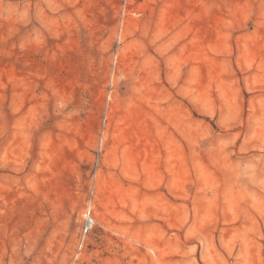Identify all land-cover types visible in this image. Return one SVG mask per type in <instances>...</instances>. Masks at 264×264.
<instances>
[{"label":"rangeland","instance_id":"rangeland-1","mask_svg":"<svg viewBox=\"0 0 264 264\" xmlns=\"http://www.w3.org/2000/svg\"><path fill=\"white\" fill-rule=\"evenodd\" d=\"M0 264H264V0H0Z\"/></svg>","mask_w":264,"mask_h":264},{"label":"built area","instance_id":"built-area-1","mask_svg":"<svg viewBox=\"0 0 264 264\" xmlns=\"http://www.w3.org/2000/svg\"><path fill=\"white\" fill-rule=\"evenodd\" d=\"M90 221L89 212L86 214L84 232L90 227L87 223Z\"/></svg>","mask_w":264,"mask_h":264},{"label":"bare ground","instance_id":"bare-ground-1","mask_svg":"<svg viewBox=\"0 0 264 264\" xmlns=\"http://www.w3.org/2000/svg\"><path fill=\"white\" fill-rule=\"evenodd\" d=\"M95 220L97 222H99V220L97 218L96 219L95 218H90V221L87 224L90 225V227H91V225L95 223Z\"/></svg>","mask_w":264,"mask_h":264}]
</instances>
